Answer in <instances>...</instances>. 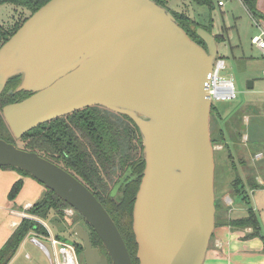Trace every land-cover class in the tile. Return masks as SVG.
<instances>
[{"label": "water", "instance_id": "1", "mask_svg": "<svg viewBox=\"0 0 264 264\" xmlns=\"http://www.w3.org/2000/svg\"><path fill=\"white\" fill-rule=\"evenodd\" d=\"M196 33L205 47L155 0H48L0 45V92L16 75L20 83L8 93L31 92L2 107L16 138L92 105L137 126L144 159L132 208L137 264H202L215 227L206 82L218 50L211 32L198 26ZM2 166L28 172L83 216L106 250L77 224L84 264H133L111 215L73 174L0 138Z\"/></svg>", "mask_w": 264, "mask_h": 264}, {"label": "trees", "instance_id": "2", "mask_svg": "<svg viewBox=\"0 0 264 264\" xmlns=\"http://www.w3.org/2000/svg\"><path fill=\"white\" fill-rule=\"evenodd\" d=\"M47 1L48 0H0V4L11 3L16 6L26 7L33 13ZM155 1L165 6L163 3L164 0ZM194 1L199 4H207L210 7H214L213 0ZM240 1L251 18L257 21H259V19H264V14L257 9L256 0ZM172 13L185 32L193 40L202 44V40L196 33V28L198 26H203L182 12ZM19 26H16V28L9 33L0 34V45L5 42ZM203 28L211 32L210 29ZM214 38L216 43L225 40L223 34L214 35ZM11 79H13V86L19 82L18 75L13 76ZM19 94L21 96H19L20 99L28 95L24 91L19 92ZM2 96L3 97H0L1 105L10 102L14 98V96L8 95L6 92ZM211 112L214 113L216 117L220 115L213 106H211ZM232 117L237 119L236 116L232 115ZM6 126L0 113V138L14 143L3 135L4 130L7 128ZM19 139L23 142V149L35 151L44 158L63 167L91 190L116 223L129 254L134 259L133 264H137L138 260L135 256L137 245L132 231V208L135 193L138 189L144 168V159L142 156L143 146L141 137L135 123L126 115L114 112L99 105H92L42 123L23 134ZM221 139L222 131L220 130L217 134L211 136L212 144H217ZM5 167L14 168L24 175L31 176L24 170L12 166ZM127 171L128 173L124 178L126 180L125 182L123 180L121 184L122 191L119 193L117 199H113L110 195V188L115 185ZM130 173L132 174V179L128 182L127 179H129ZM134 175L135 177H133ZM248 185L250 189L258 187V184L252 180L249 181ZM21 186V179L14 182L8 193L10 200L15 198ZM231 189L235 197L238 196V198L246 203L249 202L247 190L239 177H235L232 180ZM108 202L110 203L109 205L107 204ZM217 204V199H215V226L222 224L228 225L232 229L250 228V232L246 233L244 238L261 235L259 221L252 207L247 208L245 216L238 218H218L217 220ZM68 206L69 205L59 198L52 190L44 186V190L40 197L27 208V211L29 210L28 212L32 216H37L45 220L53 213L58 216L62 215V209ZM75 213L84 220L79 212L75 210ZM87 226L88 229H86L89 231L92 245L98 247L100 252L106 253L98 235L90 225L87 224ZM49 229V227L47 228L46 225L38 219L24 216L0 248V263L11 250H14V255L21 242L28 235L33 234L34 236H41L48 239L51 232H49ZM53 235L56 239L61 241H66L64 238L68 236L59 232L58 229ZM70 243L75 246L77 255H82V242L78 239Z\"/></svg>", "mask_w": 264, "mask_h": 264}, {"label": "rangeland", "instance_id": "3", "mask_svg": "<svg viewBox=\"0 0 264 264\" xmlns=\"http://www.w3.org/2000/svg\"><path fill=\"white\" fill-rule=\"evenodd\" d=\"M213 1L215 3L214 7H210L207 4H199L194 0H164L163 3L171 12H182L189 18L200 23L203 27L210 29L211 33H215L214 31L216 29H220V33H215L214 35L223 34V36H226V42L217 43V55L225 60L226 74H224L223 77L231 79L235 90V98L231 100L213 99L212 106L220 115L216 117L214 113L210 112V137L213 134H217L219 131L217 123L222 125L231 112L241 108L239 114H249L250 116L256 114L254 127H256L259 132V137L256 138V140H259V146L257 143L255 144V151H260V153L263 154L261 163L264 165V57L251 43V38L259 33V27L255 20L250 17L240 0H225L224 6H218L217 0ZM30 14L31 11L26 7L16 6L11 3L0 4V34L11 32ZM258 22L264 27L263 19H259ZM223 26L228 28L226 32ZM249 80H253L252 88H248L247 86ZM232 120L235 123L238 121L236 118H232ZM6 127L3 132L4 137L9 138L18 147L22 148L23 142L19 139L20 137L16 138L10 131L9 127ZM216 145H222L221 141ZM226 150V147L224 150H220V148L216 150L214 149V161L216 162L218 170V181L215 182L214 179V196L218 202L216 213L217 220L218 218H228V215H230V213L228 215L226 214V208L231 201L227 196L222 200L221 195V190L224 184H221L219 175H221L222 172L221 176L226 184V190H230V194L228 193V195L232 199L235 197L231 192V186L229 185V188L227 184H229L231 178H235L237 175L235 176V172H233L228 166ZM256 160H258V158ZM237 174L239 173L237 172ZM253 180L254 178H252V181ZM248 189L251 198L250 202L245 203L236 196L234 199H238L239 201L236 202L235 205L238 204L241 208L234 211L233 214L240 216L244 213L246 208H255L254 210L259 221L261 235L244 238L247 240L251 239L250 242L256 241L257 244L250 250L245 251L246 256L244 255V257L240 259V263L264 264V261L261 259H264V192L258 191L252 193L253 189H250V187ZM119 193L120 192H117L113 195V199H117ZM107 204L109 205L110 203L108 202ZM68 207L62 209V215L58 216L53 213V216H50L45 220H42L37 216H32L28 212L29 210L26 211L27 215L25 217L38 219L43 222L47 228L49 227L53 233L58 229L59 232L68 235L64 239L71 242L78 240L73 233V227L80 224L88 229V226L75 212L69 217L64 211V209ZM231 207H233V204H231ZM239 230L244 231L246 228ZM33 237L34 235L32 234L24 238L7 264H57V258L53 253L49 239L35 236L36 240L41 242L48 249L49 253L47 254V252H45V250L34 241ZM78 261L79 264H84L82 255H78Z\"/></svg>", "mask_w": 264, "mask_h": 264}, {"label": "crops", "instance_id": "4", "mask_svg": "<svg viewBox=\"0 0 264 264\" xmlns=\"http://www.w3.org/2000/svg\"><path fill=\"white\" fill-rule=\"evenodd\" d=\"M223 1L224 3L221 6L225 5V0ZM256 5L257 9L264 14V0H256ZM261 26L263 25L261 24ZM223 28L225 29V32L228 30L225 26H223ZM214 32L220 33V29H216ZM222 42L226 41L224 40ZM240 109L231 112L222 125L218 124V129L222 131V148L220 150H224L226 147L228 166L233 172H235V176L237 175L236 177H239L244 183L250 202L251 198L248 191V183L252 178H254L253 182L258 184V187L253 188L252 193L258 191L264 192V165L261 163L263 154H261L260 151H255V144L257 143L259 146V140H256V138L259 137V132L257 128L254 127L256 114H252V116L249 114H239ZM232 115L237 117L238 121L236 123L232 120V118H234ZM257 158L258 160H256ZM235 170L239 174H237ZM217 171V165L215 162V182L218 181ZM221 175H219V180L222 185L224 184L221 190L222 200L227 196L231 201L226 208V214L228 215L230 213V215H228L229 218L245 216L247 208L240 216L233 214L234 211L241 208L238 204L235 205L239 200L234 199V197L232 199L228 195V193L230 194V190H226V184ZM233 178H231L227 186H231ZM18 179L22 180V186L15 198L10 200L8 193L14 182ZM43 190L44 185L35 178L29 175H24L14 168L5 166L0 167V248L10 236L16 225L23 218L22 214L24 213L27 215L26 206H31L40 197ZM231 204H233V207H231ZM254 209L255 208H253V210ZM50 216H53V214H50ZM249 231L250 228H246V230L243 231L232 229L228 225H216L211 234L202 264H241L240 259L244 257L245 251L250 250L257 244L256 241L250 242L251 239H244L245 234ZM51 234L53 235L52 231ZM261 259L264 261L263 258Z\"/></svg>", "mask_w": 264, "mask_h": 264}, {"label": "built area", "instance_id": "5", "mask_svg": "<svg viewBox=\"0 0 264 264\" xmlns=\"http://www.w3.org/2000/svg\"><path fill=\"white\" fill-rule=\"evenodd\" d=\"M223 3V0H217L218 6L223 5ZM255 22L259 27V33L251 38V43L259 51V53L264 56V27L261 26L258 21L255 20ZM222 70H225V60L217 55L206 82V87L211 101H213V99L231 100L235 98L233 83L231 79L223 77L221 74ZM213 147L215 150L220 148V146L216 144H213ZM29 207L30 206H26V208ZM64 211L69 215V217L75 212L71 206L64 209ZM22 215V217L26 216L24 213ZM49 242L52 246L55 257L57 258V264H79L78 255L76 253L75 246L72 243L56 239L51 233ZM45 252H47V254L49 253L47 248Z\"/></svg>", "mask_w": 264, "mask_h": 264}, {"label": "flooded vegetation", "instance_id": "6", "mask_svg": "<svg viewBox=\"0 0 264 264\" xmlns=\"http://www.w3.org/2000/svg\"><path fill=\"white\" fill-rule=\"evenodd\" d=\"M202 46H204L205 47V44H204V42L202 41V44H201ZM18 77H19V82L16 84V85H14L13 86V84H12V81H13V79H11V78H9L8 79V81L6 82V85H5V87L3 88V90L0 92V97H3L2 95L6 92L8 95H11V96H14V98L10 101V102H7V103H5V104H3V105H1L0 106V113H1V117H2V119L4 120V118H3V115H2V107L4 106V105H6V104H10V103H15V102H18V101H21L22 99H24V98H26L27 96H29L30 94H31V92H27V91H24V92H26L28 95L27 96H25V97H23L22 99H20L19 98V96H20V94H19V92H21V91H19V92H14V93H8V91L10 90V89H12V90H14L17 86H18V84L20 83V76L18 75ZM21 97V96H20ZM58 118V117H57ZM5 121V120H4ZM217 126L219 127V125H218V123H217ZM222 148V145H220V149ZM128 176H129V174H128ZM133 177H135V175L133 176ZM127 178V177H126ZM131 179H132V174L130 173V176H129V179H127V181L128 182H130L131 181ZM125 180L126 179H124V182H125ZM135 181V180H134ZM117 183V182H116ZM123 183V182H122ZM121 183V184H122ZM120 184V186L118 187V190H117V192H121L122 190V185ZM115 185H113L111 188H110V191H112L113 190V187H114ZM126 190H127V188H126ZM132 261H134V259L132 258ZM109 263L111 264L112 262L109 260Z\"/></svg>", "mask_w": 264, "mask_h": 264}, {"label": "bare ground", "instance_id": "7", "mask_svg": "<svg viewBox=\"0 0 264 264\" xmlns=\"http://www.w3.org/2000/svg\"><path fill=\"white\" fill-rule=\"evenodd\" d=\"M255 20V19H254ZM257 21V20H256ZM50 237V236H49ZM34 241L37 243L38 240H36V237L34 236L33 237Z\"/></svg>", "mask_w": 264, "mask_h": 264}]
</instances>
